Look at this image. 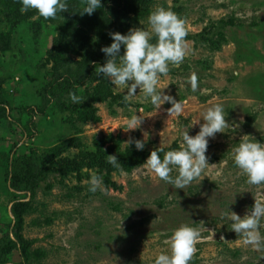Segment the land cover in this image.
Wrapping results in <instances>:
<instances>
[{"label":"rangeland","instance_id":"374dc122","mask_svg":"<svg viewBox=\"0 0 264 264\" xmlns=\"http://www.w3.org/2000/svg\"><path fill=\"white\" fill-rule=\"evenodd\" d=\"M121 1L101 0L103 8L81 15L83 0H67L66 13L45 20L34 10L21 12L19 0H0V46L6 47L0 50L3 264H154L182 224L201 232L190 264H264V249L244 244L222 218L227 207L243 218L255 200L264 202V185H248L230 156L244 135L264 143V0L114 4ZM158 7L178 14L188 33L185 59L170 64L158 85L183 104L179 117L168 112L171 103L156 110L139 89L126 101L120 96L126 89L88 76L97 74L101 48L111 44L119 24L128 32L150 30L147 18ZM230 20L234 24H222ZM205 30L211 33L203 43L197 36ZM66 81L73 88L64 90ZM71 92L81 104L69 99ZM215 104L224 106L229 127L209 138L202 176L185 189L159 180L146 167L151 151L177 149L181 131L195 136L199 124H191ZM132 113L144 119L128 130ZM129 138L144 140V155L125 159L140 151L125 148ZM108 155H117L123 172ZM93 173L103 179L95 193L88 184ZM34 176L43 179L33 190ZM23 200L29 202L21 232L30 242L25 250L12 233L11 211Z\"/></svg>","mask_w":264,"mask_h":264},{"label":"clouds","instance_id":"9594fccd","mask_svg":"<svg viewBox=\"0 0 264 264\" xmlns=\"http://www.w3.org/2000/svg\"><path fill=\"white\" fill-rule=\"evenodd\" d=\"M21 12L34 10L35 18L45 20L55 19L58 14L68 11L67 0H19ZM103 8L101 0H83L81 15H92ZM150 30L134 28L127 34L110 33L111 44L101 48L107 57L103 65L96 67L97 75L110 81L111 85L127 90L125 99L136 96L137 89L143 93V98L156 110L168 102L170 115L179 117L183 111L182 103L165 94L159 88L160 78L169 72V65H178L186 56L185 38L188 33L185 21L175 12L158 7L147 18ZM155 40V42H153ZM123 47V53L121 49ZM193 92L198 89L197 77L190 79ZM73 103L81 104L82 100L75 92L69 93ZM227 113L222 104L208 107L190 127L199 124L195 136L181 131L180 144L177 149L164 152L163 149L151 151L146 161V167L155 173L159 180L176 189H185L199 179L208 164L206 155L209 138H215L217 133H224L229 127ZM144 118L132 113L127 122L128 130L137 129ZM204 122L201 124L200 120ZM189 127V128H190ZM125 148L132 145L143 151L144 140L129 138L123 142ZM161 152H164L161 157ZM230 156L234 166L246 177L251 186L264 185V143L256 141L249 135H244L239 143L232 146ZM108 163L123 172L122 164L117 155H108ZM176 172L173 176L172 173ZM89 191L95 193L103 184L101 176L93 173L88 181ZM222 218L231 223V230L243 238V243L257 250L264 249V234L261 232L264 221V202L255 200L253 207L243 218L236 212L227 209ZM201 232L188 224L176 228L168 239V252L160 253L154 264H190L196 251V243Z\"/></svg>","mask_w":264,"mask_h":264},{"label":"trees","instance_id":"16d2710c","mask_svg":"<svg viewBox=\"0 0 264 264\" xmlns=\"http://www.w3.org/2000/svg\"><path fill=\"white\" fill-rule=\"evenodd\" d=\"M124 1V4L123 6L127 7L128 5L131 4V0H123ZM123 1L119 2V3H115L116 6H119ZM63 13H66V12H63ZM234 24L233 23V20H230L228 22H222V24ZM119 33L121 34H127L128 32V25L126 24H119ZM62 33H61V36H62V43L66 44L67 41H65V35L67 34V31L65 29V27H62ZM211 31L209 30H205V31H202V33H200L197 37L199 39L200 42H203V43H206L209 41V35H210ZM153 42H155V40H153ZM0 50H6V47L5 46H0ZM121 52L123 53V47L121 49ZM107 57L106 56H102L101 57V62H100V65H103L106 61ZM89 78L91 80V82H94V81H97L98 79L102 80V82L106 83L105 85H108V82H109V85L111 84L110 81H107L105 78L103 77H100L98 76L94 71H92L91 73H89ZM64 90H68L70 88H73V83L70 82V81H66V83L63 85L62 87ZM121 97H124L125 98V95L123 93H120ZM115 96H119V95H115ZM126 100V99H125ZM127 101V100H126ZM129 102H127L128 104ZM171 149V148H170ZM168 149V150H170ZM168 150H165L164 152H167ZM164 152H161V157H163L164 155ZM129 157H126L125 156V159L127 158H139L141 157L142 155H144L145 153H141V151H138V152H134V151H130L127 153ZM42 178V177H41ZM41 178L38 177V176H34L32 177V181L30 183V186H31V189H35L37 187H39V183L41 181ZM43 179V178H42ZM48 188H51L52 187V184H47L46 185ZM29 209V202L28 201H21V202H18L17 204H14L12 207H11V211H12V214H13V228H12V233L16 236V239H17V242L22 244V250H25L27 247H29V244L30 242H26L24 239H23V236L21 234L22 232V226L24 224V214L27 213ZM0 241H3V239H0ZM25 245V247H23ZM0 254H1V249H0ZM25 258V257H24ZM10 260V259H9ZM5 262H8V255L4 254V256L2 257L0 255V264H3Z\"/></svg>","mask_w":264,"mask_h":264}]
</instances>
